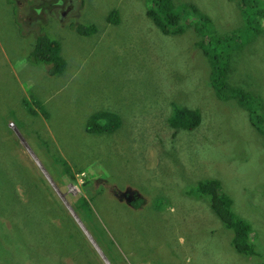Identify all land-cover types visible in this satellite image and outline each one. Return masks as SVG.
<instances>
[{
  "label": "rangeland",
  "instance_id": "374dc122",
  "mask_svg": "<svg viewBox=\"0 0 264 264\" xmlns=\"http://www.w3.org/2000/svg\"><path fill=\"white\" fill-rule=\"evenodd\" d=\"M171 1L180 34L155 27L150 0H0V264H264L263 12ZM38 35L59 43L60 75L29 61ZM184 109L199 112L192 130L171 123ZM102 111L119 125L87 131ZM209 180L255 255L231 245L198 189ZM80 195L93 198L87 223L70 204Z\"/></svg>",
  "mask_w": 264,
  "mask_h": 264
},
{
  "label": "trees",
  "instance_id": "16d2710c",
  "mask_svg": "<svg viewBox=\"0 0 264 264\" xmlns=\"http://www.w3.org/2000/svg\"><path fill=\"white\" fill-rule=\"evenodd\" d=\"M240 5L243 8V13L245 14L246 20L248 22L250 17H254L261 11L264 15V10L260 9L259 6L264 3V0H238ZM190 8L197 10L195 6L192 4H188ZM250 6V9H249ZM198 11V10H197ZM146 12V16L151 19V22L155 25V27L162 32L163 34H180V30L183 28L174 30L173 28L179 27L178 24L181 21L179 13L174 9L171 0H150V6L148 7ZM199 12V11H198ZM116 14L115 10L110 12V15L113 16ZM199 20L202 24L204 20V16L199 12ZM117 15V14H116ZM115 19H112V22H116ZM93 28H82L78 27L77 31L81 35H88L87 32L93 31ZM200 47V46H199ZM206 50V49H205ZM205 55L208 56L207 51H204ZM29 61L34 64H51L50 68L51 75H60L65 68V61L60 56V45L57 41L51 40L44 35H38L35 39V44L31 52L29 53ZM214 65H212L211 70V85L214 90ZM216 90L219 88L215 85ZM236 97L238 99L239 106L247 112L248 121L255 128L257 127L256 122L254 121L255 114L253 113L249 100L251 99L250 95L242 93L240 90H235ZM251 94V93H249ZM216 95V94H215ZM217 96V95H216ZM26 106H29V112H32V108L28 104L27 101H23ZM242 105L244 107H242ZM119 116L113 114L109 111L97 112L91 116V120L87 123V131L93 130L96 126V131H108L116 128L119 125ZM99 123L95 124L96 120H99ZM171 123L175 125V123H180L181 126L187 130H192L194 127L200 124V115L199 112L193 111L191 109H184L175 114L174 118H172ZM258 128V127H257ZM256 128V129H257ZM260 130L259 128L257 129ZM62 166V175L65 173H71V168L69 165L61 158L58 159ZM79 172V171H78ZM69 181H72V184L75 183V179L73 175H69ZM83 187H85L86 193L89 190L86 188L90 184L87 183V180L83 181ZM81 184V185H82ZM198 189L201 193L207 194L209 197V205L215 215L220 219L222 224L230 229L233 232L231 245H233L234 249L238 253L247 254V255H255V251L253 245L249 241V225L239 217H237L232 210L231 202L228 197H226L219 188V184L217 181L209 180L204 183L199 184ZM91 197V196H90ZM93 198L91 197L88 200L86 197L77 196L75 199L70 201L73 211L79 216H83V220L85 223L91 219L89 215L92 213V207L90 206V201ZM139 203V200L131 202L130 205L136 207ZM87 216V218L85 217Z\"/></svg>",
  "mask_w": 264,
  "mask_h": 264
},
{
  "label": "water",
  "instance_id": "95a60500",
  "mask_svg": "<svg viewBox=\"0 0 264 264\" xmlns=\"http://www.w3.org/2000/svg\"><path fill=\"white\" fill-rule=\"evenodd\" d=\"M113 194L116 196V198H117L118 200L121 201L122 198H120V197H121L123 194H126V192H124V191L121 192V191H117V190L114 189V190H113ZM132 195H133V194H128L129 197H132ZM126 202H127V203H130V202L127 201V200H126Z\"/></svg>",
  "mask_w": 264,
  "mask_h": 264
},
{
  "label": "flooded vegetation",
  "instance_id": "af4514ba",
  "mask_svg": "<svg viewBox=\"0 0 264 264\" xmlns=\"http://www.w3.org/2000/svg\"><path fill=\"white\" fill-rule=\"evenodd\" d=\"M136 200H137V199H135V201H136ZM133 202H134V201H133ZM133 202H132V203H133Z\"/></svg>",
  "mask_w": 264,
  "mask_h": 264
}]
</instances>
